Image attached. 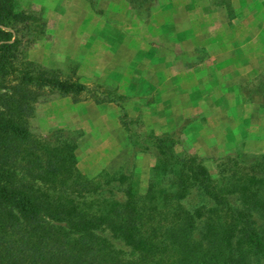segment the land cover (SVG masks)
<instances>
[{
	"label": "rangeland",
	"instance_id": "1",
	"mask_svg": "<svg viewBox=\"0 0 264 264\" xmlns=\"http://www.w3.org/2000/svg\"><path fill=\"white\" fill-rule=\"evenodd\" d=\"M8 1L32 14L25 58L81 86L45 88L28 118L34 133L76 137L81 172L132 163L145 192L158 150L201 157L212 174L221 155L264 152V0Z\"/></svg>",
	"mask_w": 264,
	"mask_h": 264
},
{
	"label": "trees",
	"instance_id": "2",
	"mask_svg": "<svg viewBox=\"0 0 264 264\" xmlns=\"http://www.w3.org/2000/svg\"><path fill=\"white\" fill-rule=\"evenodd\" d=\"M31 16L0 0V264H264V152L221 155L212 174L158 150L140 192L132 163L90 176L70 132L31 131L45 88L81 87L25 58Z\"/></svg>",
	"mask_w": 264,
	"mask_h": 264
},
{
	"label": "crops",
	"instance_id": "3",
	"mask_svg": "<svg viewBox=\"0 0 264 264\" xmlns=\"http://www.w3.org/2000/svg\"><path fill=\"white\" fill-rule=\"evenodd\" d=\"M72 1V4H74L75 5V3H77V5H79L80 3H82V1L81 0H71ZM122 1H124V2H126L127 4L128 3H130L131 1H133V0H122ZM137 3V2H136ZM142 4H143V2H142ZM141 4V5H142ZM70 5H71V3H70ZM150 23H154V20H153V13L150 15ZM158 26L159 27H162L163 28V26H170V24L168 23V21L167 20H165V19H159V21H158ZM132 43H136V44H138L139 43V41L138 40H133V41H131ZM163 49V48H162ZM161 49V50H162Z\"/></svg>",
	"mask_w": 264,
	"mask_h": 264
}]
</instances>
